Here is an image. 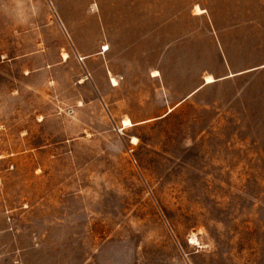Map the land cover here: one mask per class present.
<instances>
[{
    "label": "rangeland",
    "instance_id": "obj_1",
    "mask_svg": "<svg viewBox=\"0 0 264 264\" xmlns=\"http://www.w3.org/2000/svg\"><path fill=\"white\" fill-rule=\"evenodd\" d=\"M0 264H264V0H0Z\"/></svg>",
    "mask_w": 264,
    "mask_h": 264
},
{
    "label": "bare ground",
    "instance_id": "obj_2",
    "mask_svg": "<svg viewBox=\"0 0 264 264\" xmlns=\"http://www.w3.org/2000/svg\"><path fill=\"white\" fill-rule=\"evenodd\" d=\"M196 10H197L198 12L203 11V10H202L201 8H199L198 6L196 7ZM104 49L106 50V47H104ZM112 81H113V83H115V79H112ZM124 124H130V121L127 120V119H125V120H124Z\"/></svg>",
    "mask_w": 264,
    "mask_h": 264
}]
</instances>
